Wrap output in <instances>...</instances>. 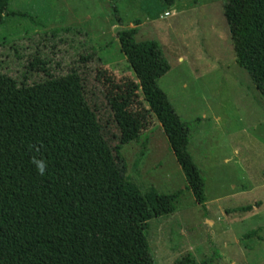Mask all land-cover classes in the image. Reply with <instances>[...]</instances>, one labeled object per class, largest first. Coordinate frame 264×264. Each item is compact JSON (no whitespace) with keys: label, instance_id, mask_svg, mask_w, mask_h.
I'll return each mask as SVG.
<instances>
[{"label":"rangeland","instance_id":"obj_1","mask_svg":"<svg viewBox=\"0 0 264 264\" xmlns=\"http://www.w3.org/2000/svg\"><path fill=\"white\" fill-rule=\"evenodd\" d=\"M224 2L175 0L166 6L160 0H8L0 23V71L13 78L27 71L36 54L59 62L60 73L74 56L68 43L55 40L51 48V42L42 46L39 38L25 37L65 28L84 32L62 35L97 49L100 63L81 73L87 100L109 135L118 131L107 96L137 81L117 31L137 23V41L159 43L169 70L158 85L187 123L188 150L204 178L206 201L204 206L195 203L151 115L141 134L121 146L119 165L141 192L149 187L161 193L181 190L168 215L153 216L140 199L132 200L148 222L147 240L157 264H264V97L236 63ZM15 41V46H4Z\"/></svg>","mask_w":264,"mask_h":264},{"label":"trees","instance_id":"obj_2","mask_svg":"<svg viewBox=\"0 0 264 264\" xmlns=\"http://www.w3.org/2000/svg\"><path fill=\"white\" fill-rule=\"evenodd\" d=\"M160 1L171 6L175 0ZM7 2L0 0V23ZM223 14L236 63L264 97V0H225ZM116 20L122 22L117 15ZM136 24L116 33L137 80L107 96L118 135H109L86 97L81 70L100 63L97 49L62 35H84L82 30L25 37L39 38L42 46L51 42V48L55 40L68 43L75 52L65 73L56 72L61 67L51 56L37 54L20 77L0 71V264H157L148 222L132 200L140 199L153 216L168 215L181 190L141 192L119 165L121 146L141 134L151 115L167 137L186 188L204 206L205 182L188 150L187 123L158 85L169 65L156 40L135 39ZM29 72L42 75L32 78ZM34 159L46 165L43 174Z\"/></svg>","mask_w":264,"mask_h":264},{"label":"clouds","instance_id":"obj_3","mask_svg":"<svg viewBox=\"0 0 264 264\" xmlns=\"http://www.w3.org/2000/svg\"><path fill=\"white\" fill-rule=\"evenodd\" d=\"M33 162L36 164L37 169H38V171L40 172V174H43L44 171H45V167H46V165H44V164H43L42 162H40V161H36L35 159H34Z\"/></svg>","mask_w":264,"mask_h":264},{"label":"built area","instance_id":"obj_4","mask_svg":"<svg viewBox=\"0 0 264 264\" xmlns=\"http://www.w3.org/2000/svg\"><path fill=\"white\" fill-rule=\"evenodd\" d=\"M167 13V12H166Z\"/></svg>","mask_w":264,"mask_h":264}]
</instances>
